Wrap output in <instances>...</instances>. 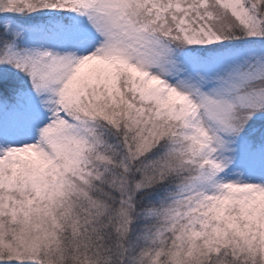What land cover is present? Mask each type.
<instances>
[{
	"label": "snow or ice",
	"instance_id": "obj_1",
	"mask_svg": "<svg viewBox=\"0 0 264 264\" xmlns=\"http://www.w3.org/2000/svg\"><path fill=\"white\" fill-rule=\"evenodd\" d=\"M0 264H264V0H0Z\"/></svg>",
	"mask_w": 264,
	"mask_h": 264
}]
</instances>
